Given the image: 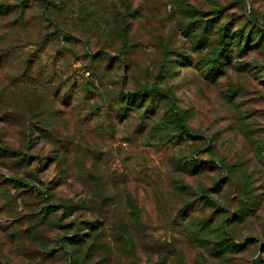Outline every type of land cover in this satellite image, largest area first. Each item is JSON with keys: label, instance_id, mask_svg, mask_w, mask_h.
Returning a JSON list of instances; mask_svg holds the SVG:
<instances>
[{"label": "rangeland", "instance_id": "rangeland-1", "mask_svg": "<svg viewBox=\"0 0 264 264\" xmlns=\"http://www.w3.org/2000/svg\"><path fill=\"white\" fill-rule=\"evenodd\" d=\"M0 8V264H264V0Z\"/></svg>", "mask_w": 264, "mask_h": 264}, {"label": "trees", "instance_id": "trees-1", "mask_svg": "<svg viewBox=\"0 0 264 264\" xmlns=\"http://www.w3.org/2000/svg\"><path fill=\"white\" fill-rule=\"evenodd\" d=\"M4 8V7H3ZM186 9H188L186 7ZM0 10H3L0 8ZM220 12V11H219ZM250 18H254L253 16ZM251 21H254L256 23V25L258 26H261L262 27V32L264 33V27L262 25H259L257 23V21L255 19H251ZM200 24L203 25L204 27L207 26L206 24H204L202 21H200ZM230 30L231 27L229 25H219V44H220V47L218 48V51L217 53L214 54V58L212 60V62L210 63V65L207 67V69L213 74V73H219L220 70H222V61L221 59H226L228 62L231 60L232 58V53H233V46L234 44H232L231 40L228 39V37H231V35H229L230 33ZM232 33H234L235 35V39L233 40H236L237 44V48H238V51L239 52H244L248 46L250 45L249 44V34H245L244 31L240 32V31H233ZM254 40V39H253ZM243 42V43H242ZM256 42V41H255ZM258 43V41H257ZM255 43V44H257ZM106 54V52H105ZM101 56V55H100ZM172 95V93L170 91H163V89L161 87H158V86H154V87H144L142 89H140L134 96H133V99L134 101H137V100H140L142 101L144 98H153V99H159V100H167L168 98H170V96ZM169 108H170V112H171V118H169L168 120H170L169 122L173 123V124H177V125H180L181 126V130L184 131L185 133H187V129L184 128V125H182V117H179L177 115V110H176V105L175 103H171L169 104ZM173 119V120H172ZM2 148V147H1ZM4 151L3 152H6L7 153V148H2ZM11 150V149H9ZM19 151V150H17ZM4 154V153H3ZM25 159H28L30 158V156H27V155H24ZM203 165V161L199 158H190V159H187V161L185 162V167L190 169L192 167H200ZM52 206H50L48 208V210H46V212H52L53 210L50 209ZM71 207V205H68V206H65V211L67 212V210H69ZM77 223V222H76ZM89 228L91 229V231H95L97 229V224L94 223V222H90L89 223ZM88 234L90 233H76L73 238V242L75 243H80L84 240H86L85 236H87ZM97 235V234H96ZM95 235V236H96ZM64 240H63V243H62V248H65L66 246H69V244L72 245L71 241H69V239H71L70 237H67V236H63ZM66 240V241H65ZM79 247L78 248H74V251H75V260L77 262V260H79ZM74 262V263H76Z\"/></svg>", "mask_w": 264, "mask_h": 264}]
</instances>
